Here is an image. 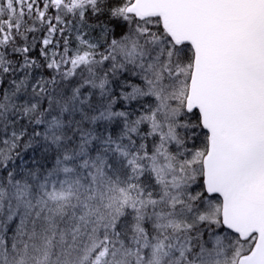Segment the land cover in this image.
<instances>
[{
	"label": "snow or ice",
	"instance_id": "obj_1",
	"mask_svg": "<svg viewBox=\"0 0 264 264\" xmlns=\"http://www.w3.org/2000/svg\"><path fill=\"white\" fill-rule=\"evenodd\" d=\"M0 264H264V0H0Z\"/></svg>",
	"mask_w": 264,
	"mask_h": 264
}]
</instances>
